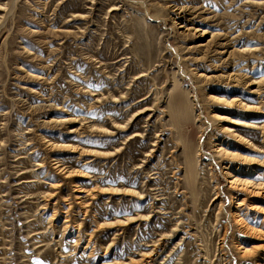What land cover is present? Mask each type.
I'll return each instance as SVG.
<instances>
[{
	"label": "rangeland",
	"instance_id": "1",
	"mask_svg": "<svg viewBox=\"0 0 264 264\" xmlns=\"http://www.w3.org/2000/svg\"><path fill=\"white\" fill-rule=\"evenodd\" d=\"M263 187L264 0H0V264H264Z\"/></svg>",
	"mask_w": 264,
	"mask_h": 264
},
{
	"label": "bare ground",
	"instance_id": "2",
	"mask_svg": "<svg viewBox=\"0 0 264 264\" xmlns=\"http://www.w3.org/2000/svg\"><path fill=\"white\" fill-rule=\"evenodd\" d=\"M181 22H180V29H183L184 31H190L191 30V27H190V21L188 20H184V19H180ZM205 35V34H204ZM220 36V35H219ZM218 36V37H219ZM223 38H224V35H223ZM224 45V44H223ZM264 188V187H263Z\"/></svg>",
	"mask_w": 264,
	"mask_h": 264
}]
</instances>
